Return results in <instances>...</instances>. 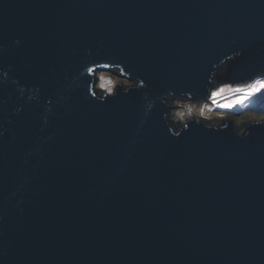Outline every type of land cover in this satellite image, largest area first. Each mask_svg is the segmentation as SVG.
I'll return each instance as SVG.
<instances>
[{"label": "water", "instance_id": "obj_1", "mask_svg": "<svg viewBox=\"0 0 264 264\" xmlns=\"http://www.w3.org/2000/svg\"><path fill=\"white\" fill-rule=\"evenodd\" d=\"M227 61L264 0H0V264H264V122L167 121Z\"/></svg>", "mask_w": 264, "mask_h": 264}, {"label": "rangeland", "instance_id": "obj_2", "mask_svg": "<svg viewBox=\"0 0 264 264\" xmlns=\"http://www.w3.org/2000/svg\"><path fill=\"white\" fill-rule=\"evenodd\" d=\"M115 71V69H114ZM97 71H95L96 73ZM228 73V72H227ZM97 83L95 84V89L98 92H106L112 93L113 90L116 88L118 84L129 85L130 82L126 81L125 79L122 80L119 77L114 76L111 72L102 71L98 72L97 74ZM218 75V76H225ZM264 74L261 72L253 73L249 76L243 77L242 81H238L237 79L235 82L231 80H219L218 76H215V81L219 84L215 87L212 91L211 96H207L206 98H189L190 101L186 100L188 98L181 96L178 93L173 94H166V99L164 100L165 105L167 106H179L169 108L167 113V121L171 124L174 129H179L186 121L193 119L196 122H203V123H216L221 120H231L233 128L238 132L242 130L247 124L258 121L264 122V105H259L258 108H254V103L247 104V106L241 111L237 113L228 112L226 110L218 109L215 111H211V106H209L208 99H215V104L224 108L223 106H233L236 104V100H242L244 97L251 95L249 93V89L254 85L258 84V82H264V79L256 80V77H264ZM237 89H241L243 91H237ZM264 91V89H261ZM246 100V99H245ZM255 100L254 102H256ZM188 103H193L196 106L193 108L188 105ZM241 104L244 103V100L240 102ZM237 103V104H240ZM186 104V105H185ZM264 104V103H263ZM216 106V105H214ZM228 109V108H225ZM230 109V108H229ZM214 110V109H213ZM212 112V113H211Z\"/></svg>", "mask_w": 264, "mask_h": 264}, {"label": "trees", "instance_id": "obj_3", "mask_svg": "<svg viewBox=\"0 0 264 264\" xmlns=\"http://www.w3.org/2000/svg\"><path fill=\"white\" fill-rule=\"evenodd\" d=\"M227 65H228V61L224 62V63H221L218 67L215 68L214 73L212 75V78L214 79V81H215V76L223 75V74L227 73ZM257 78H264V77H257ZM262 99H264V91L259 90L255 94H251V95H248L247 97H244L242 100H236V104L233 105V106H230V105L225 106L224 105L223 106L224 108H221L220 106L215 104V99L214 100L213 99H208V101L210 103L209 106H211V111H213V112L215 111V108H216V110L222 109V110H226L228 112L230 111V112L237 113L238 111H241L242 108L244 109L247 106V104H250L252 102L254 103V108H258L259 105H264L263 104L264 100H262ZM243 100H244V103L241 104L240 102L243 101ZM255 100H257V101L254 102ZM247 102H250V103H247ZM237 103H240V104H237ZM188 105H190V107H192V108L194 106H196L193 103H188ZM214 105H216V106H214ZM225 108H228V109H225ZM238 133H240V131Z\"/></svg>", "mask_w": 264, "mask_h": 264}, {"label": "snow or ice", "instance_id": "obj_4", "mask_svg": "<svg viewBox=\"0 0 264 264\" xmlns=\"http://www.w3.org/2000/svg\"><path fill=\"white\" fill-rule=\"evenodd\" d=\"M261 89H264V82H260L258 84H254L248 91H249L250 94H255L256 92H258ZM237 91H243V90L237 89Z\"/></svg>", "mask_w": 264, "mask_h": 264}, {"label": "clouds", "instance_id": "obj_5", "mask_svg": "<svg viewBox=\"0 0 264 264\" xmlns=\"http://www.w3.org/2000/svg\"><path fill=\"white\" fill-rule=\"evenodd\" d=\"M98 72H99V71H97L96 73H94V75L97 76L96 74H97ZM101 72H102V71H101ZM256 78H257V77H256ZM210 79H212V80L214 81V79H213L212 77H211ZM122 80H124V79H122ZM214 82L216 83V81H214ZM216 84H217V83H216ZM96 92H97V94H98V93H100L101 91H100V92L96 91ZM109 93H110V92H109ZM181 96H182V95H181ZM183 97H186V98H187V96H183ZM186 100H188V99H186ZM262 100H264V99H262ZM188 101H189V100H188ZM260 120H261V119H259L258 121H255V122H260ZM221 121H223V120H221ZM207 124H208V123H207ZM235 131H236V130H235ZM240 131H241V130H240ZM236 132H237V131H236ZM238 132H239V131H238ZM238 132H237V133H238Z\"/></svg>", "mask_w": 264, "mask_h": 264}, {"label": "bare ground", "instance_id": "obj_6", "mask_svg": "<svg viewBox=\"0 0 264 264\" xmlns=\"http://www.w3.org/2000/svg\"><path fill=\"white\" fill-rule=\"evenodd\" d=\"M97 71V70H96ZM96 77V76H95Z\"/></svg>", "mask_w": 264, "mask_h": 264}]
</instances>
